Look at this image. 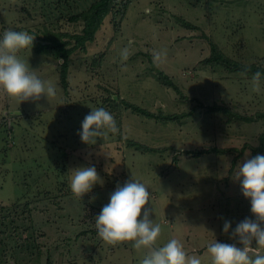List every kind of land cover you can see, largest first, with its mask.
Here are the masks:
<instances>
[{"label":"rangeland","instance_id":"rangeland-1","mask_svg":"<svg viewBox=\"0 0 264 264\" xmlns=\"http://www.w3.org/2000/svg\"><path fill=\"white\" fill-rule=\"evenodd\" d=\"M95 1L0 0V40L7 30L77 33L82 24L69 19ZM210 41L231 60L264 69V0H118L95 40L70 57L68 91L62 60L21 50L57 94L19 104L0 90V264H141L147 249L108 245L95 226L117 186L134 178L148 188L146 207L161 226L156 246L176 238L202 264H211L207 247L215 241L243 247L232 232L256 217L237 174L246 160L264 156V78L255 93L253 75L204 65ZM154 52L162 62H153ZM127 103L180 119H148ZM214 106L253 122L229 121ZM99 107L120 132L88 145L78 133ZM214 148L228 152L194 155ZM88 166L103 184L81 200L70 172Z\"/></svg>","mask_w":264,"mask_h":264},{"label":"clouds","instance_id":"clouds-1","mask_svg":"<svg viewBox=\"0 0 264 264\" xmlns=\"http://www.w3.org/2000/svg\"><path fill=\"white\" fill-rule=\"evenodd\" d=\"M34 37L26 31L7 30L0 40V90L11 100L21 104L48 100L56 96V88L50 81L40 79L35 71L19 57L21 50L33 46ZM128 50L121 53L122 60L128 59ZM166 55V54H164ZM153 62H162V54L153 53ZM264 73L256 72L252 77L251 91H261ZM120 128L115 117L103 107L92 109L84 117L82 131L78 133L83 143L95 145L104 143L110 134L117 135ZM103 143V144H104ZM243 195L251 201V212L255 220L245 219L237 224L232 238H238L243 247L235 244L213 242L207 253L211 264H264V156L257 155L246 160L240 167L237 178H241ZM70 189L76 198L91 193L93 187L103 184L95 166L71 170ZM151 197L146 185L135 178L117 186L101 213L95 218L99 237L108 245L116 246L131 242L140 251L147 249L141 264H202L196 255H189L180 240L170 239L163 246H156L161 235V226L150 218L153 209L146 207ZM231 223L225 222L223 231L227 234Z\"/></svg>","mask_w":264,"mask_h":264},{"label":"trees","instance_id":"trees-1","mask_svg":"<svg viewBox=\"0 0 264 264\" xmlns=\"http://www.w3.org/2000/svg\"><path fill=\"white\" fill-rule=\"evenodd\" d=\"M117 2L118 0H97L88 8L86 12L71 17L69 19L70 23L76 25L82 24V29L77 33L57 32V30L54 29H38L36 32L33 30L30 31L35 39L33 41V46L28 49H32L38 55L49 56L55 60L63 61V63L60 65V83L66 91H68L70 57L77 50H86L87 44L92 43L95 40L97 32L101 29L105 19L112 13L114 5ZM209 44L211 54L210 57L203 62L204 65L212 68L223 67L231 73H245L246 75H254L256 72L264 73V69H261L257 66L247 67L234 60H231L224 54L222 49L217 44L211 41ZM159 81L164 86L177 90L175 85L168 78H159ZM127 106L132 111L152 120L161 118L164 120L175 121L180 119L179 116L164 117L162 115H155L142 110L138 106L128 103ZM211 110L222 113L229 121H252L250 118H244L239 114L231 112L227 108L214 106L211 108ZM260 143V149H262L264 147V134L260 137ZM128 144L130 147L136 148L138 150L149 151L147 148H144L136 142L129 141ZM227 152L214 148L195 152L194 155L196 157H201L205 154H226Z\"/></svg>","mask_w":264,"mask_h":264}]
</instances>
